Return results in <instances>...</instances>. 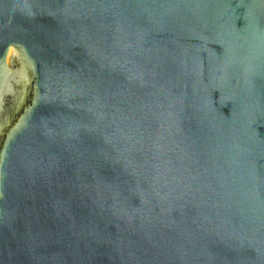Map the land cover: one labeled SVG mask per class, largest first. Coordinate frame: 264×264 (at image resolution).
<instances>
[{
  "label": "water",
  "instance_id": "water-1",
  "mask_svg": "<svg viewBox=\"0 0 264 264\" xmlns=\"http://www.w3.org/2000/svg\"><path fill=\"white\" fill-rule=\"evenodd\" d=\"M0 264H264V0H0Z\"/></svg>",
  "mask_w": 264,
  "mask_h": 264
}]
</instances>
